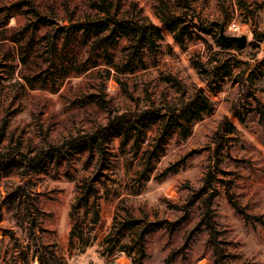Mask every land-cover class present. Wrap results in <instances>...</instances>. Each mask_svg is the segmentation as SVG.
Returning <instances> with one entry per match:
<instances>
[{
	"label": "rangeland",
	"instance_id": "rangeland-1",
	"mask_svg": "<svg viewBox=\"0 0 264 264\" xmlns=\"http://www.w3.org/2000/svg\"><path fill=\"white\" fill-rule=\"evenodd\" d=\"M31 1L40 13L55 14L57 25L102 15L99 0ZM187 1L195 22L210 33L187 22L191 38L181 48L163 29V37L153 47H141L140 60L124 71L128 38L118 36L107 48L92 50L91 41L78 38L69 45L59 36L50 63L47 43L53 28L37 26L22 0H0V151L19 146L34 152L88 132L109 115L176 102L181 96L177 84L204 88L190 58L221 57L215 43L220 27L227 35L247 37L242 48L229 49L238 60L233 74L219 82L218 91H206L212 112L193 122L185 139L173 131L150 173L145 162L157 125L138 149L131 148L133 138L123 147L121 138H113L103 165L95 152L83 151L26 176L0 170V264H38L26 237L25 225L32 220L39 221L36 234L55 245L64 264H131L126 255H102L100 248L114 217L126 213L153 221L182 220L173 231L164 223L149 234L142 264H164L172 252V264H213L201 216L208 200L226 263L264 264V119L258 110L259 105L264 109V71L250 72L264 56V0ZM110 2L111 13L119 17L159 26L160 8L181 13L178 0ZM223 120L233 130L216 134ZM89 178L97 179V193L87 207L74 210L79 187ZM18 187L24 195L9 199ZM95 213L98 220L92 224Z\"/></svg>",
	"mask_w": 264,
	"mask_h": 264
},
{
	"label": "trees",
	"instance_id": "trees-1",
	"mask_svg": "<svg viewBox=\"0 0 264 264\" xmlns=\"http://www.w3.org/2000/svg\"><path fill=\"white\" fill-rule=\"evenodd\" d=\"M22 1L31 7L30 10L37 26L53 28L54 34L50 36L51 33H49L50 38L47 43L50 63H53L56 39L59 36H64L65 43L69 45L78 38L91 41L92 50L102 45L107 48L109 41L118 36L128 38L131 41V51L127 62L123 64V70L126 71V68H129L137 59L140 60L138 52L141 47L145 45L153 47L154 43L163 37V29L172 35L174 41L181 48L185 46L186 40L191 38L188 23H191L199 31L210 33L204 31L199 20L195 22L197 16L187 0H178L181 8L179 14L167 12L164 8H160L157 17L161 26L153 22H140L132 18L119 17L117 13H111L110 0H99L96 3L102 12L98 14L102 15L77 20L67 25H57L55 14L52 13L51 16L42 14L33 7L31 0ZM104 32L103 37L97 38ZM215 43L220 49L217 54H220L221 57L218 59L212 58L202 61L198 55L190 58V63L197 72L204 88L185 89L177 84L181 96L176 102L166 105L149 104L135 111L109 115L105 123L97 125L88 132L75 134L56 144L49 143L42 148H37L34 152L24 151L19 146L0 151V170L6 174L16 170L19 175L26 176L42 170L48 163L57 165L63 160L68 162L73 154L83 151L95 152L100 160L98 165H103L104 161L107 160L105 148L113 138H121L122 147L133 138L131 148L138 149L147 131L157 125V133L153 136L154 145L152 150L148 151L145 162V170L150 173L154 167V161L163 150L164 144L173 131L177 130L180 137L185 139L189 133L190 125L201 119L203 115L212 112L213 106L206 91L213 93L218 91L220 89L219 82L224 80V77H230L233 74V67L237 65L238 60L230 53L229 49L223 47L217 40ZM232 49L239 50L240 48L233 46ZM256 64L255 69L250 71L252 76H255L257 71L263 74L264 56L256 61ZM258 110L261 118L264 119V109H261V105L258 106ZM233 115L242 122L241 116L237 112L234 111ZM233 127L230 122L223 120L216 134H220V131L231 132ZM207 175L209 178L210 173ZM95 180L97 179L89 178L79 187L78 201L72 204L74 210L78 206H83V208L88 206L90 196L97 193V188L94 185ZM23 195L24 193L18 187L9 195V199ZM230 204L238 214L245 218L248 217L236 201L230 199ZM33 207L35 210L37 209L36 206L33 205ZM211 212L210 201L208 200L204 204L201 216L203 227L207 232L208 243L212 248V262L213 264H227V255L216 238V228ZM93 216L92 224L98 220L96 213ZM181 221V219L173 222L153 221L145 215L135 216L131 213H126L120 218L115 216L109 233L100 242L102 255L121 253L130 259L131 264H142V260L146 257V240L149 234L153 230L164 227V223L167 224L169 231H173ZM38 225L39 221L34 220L25 225L26 237L32 242L38 264H64L56 253L55 245L45 243L41 236L36 234L35 228ZM175 255L176 253L173 252L168 255L164 264H172Z\"/></svg>",
	"mask_w": 264,
	"mask_h": 264
},
{
	"label": "water",
	"instance_id": "water-1",
	"mask_svg": "<svg viewBox=\"0 0 264 264\" xmlns=\"http://www.w3.org/2000/svg\"><path fill=\"white\" fill-rule=\"evenodd\" d=\"M247 37L245 34L242 35H227L220 27L217 36V41L225 48L232 49L233 46L242 48L246 43Z\"/></svg>",
	"mask_w": 264,
	"mask_h": 264
},
{
	"label": "built area",
	"instance_id": "built-area-1",
	"mask_svg": "<svg viewBox=\"0 0 264 264\" xmlns=\"http://www.w3.org/2000/svg\"><path fill=\"white\" fill-rule=\"evenodd\" d=\"M231 29H233V31H237L238 27H237L236 24H233V25L231 26Z\"/></svg>",
	"mask_w": 264,
	"mask_h": 264
}]
</instances>
